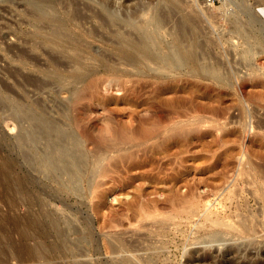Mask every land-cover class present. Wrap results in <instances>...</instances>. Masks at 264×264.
I'll return each instance as SVG.
<instances>
[{
  "label": "rangeland",
  "instance_id": "rangeland-1",
  "mask_svg": "<svg viewBox=\"0 0 264 264\" xmlns=\"http://www.w3.org/2000/svg\"><path fill=\"white\" fill-rule=\"evenodd\" d=\"M86 1L96 6L90 0H80ZM115 1L121 6L125 4L122 8L129 15L133 16L135 11L140 18L144 17L140 12L148 7H158L157 0ZM186 1L192 3V0ZM31 2L0 0V81L13 83L4 76L6 67L48 81L39 92L28 84L23 91L15 89V93L25 96L26 104L41 100L51 107L49 114L54 117H60L55 103L71 104L76 97H82L79 98L83 109L78 110L81 116L77 115L80 121H85L81 122L82 126L86 129L88 126V131L91 130L98 139L96 144L87 143L86 149L104 157L102 162L107 173L95 178L96 187L92 192L84 181L79 191L68 192L52 177L45 178L31 169L17 150L10 149L8 143L19 123L0 110V264H118L121 257L131 258L133 254L140 257L153 254L151 257L157 259L156 264H186L183 249L201 250L204 246V242L198 243L196 238L203 233L197 226L201 216L206 214L205 209L187 220L177 218L175 222L166 223L161 221L162 216L160 220L157 218L156 224L148 223L138 229L133 226L139 219L136 203L140 198L144 206L151 209L158 207L159 201L166 203L165 198L172 191L181 195L206 191V198L200 201L209 206L207 212L219 211L223 215L231 212L235 222L249 215L248 239L236 231L234 235L213 240V248L238 244L243 247L245 242L249 243L252 252L255 248H264V202L259 191L264 189V0H236L238 5L232 6L236 9V18L246 25L245 35L250 38L235 36L236 33L229 31L233 23L221 17L213 19L214 26L200 21L199 28L192 32L195 36H203H199L204 41L202 50L211 56L210 62L218 61L215 68L222 71V62L227 63L231 72L227 83L188 74L185 73L187 68H181L172 69V74L161 75L163 78L174 76L173 85L169 89L162 86L161 90L136 79H147L148 76L153 79L151 72L140 76L136 70L151 67L148 61L135 65L136 69L128 65L130 69L118 59H114L112 69L102 62L100 53L119 56L121 51L111 48L105 38L98 37L107 30L94 18H88L80 25L78 21L77 25L65 26L66 31L77 36L74 38L77 49L63 53V39L52 40L55 38L52 27L58 12L51 8L31 12ZM217 4L219 2L214 5ZM242 7L252 13L253 24L245 22ZM172 23L168 21L163 29L156 31L157 37L164 41L162 45L173 41L170 37ZM93 27L99 33L97 36L95 30V36L92 34ZM131 31L146 32L144 29ZM117 35L111 38L112 41L120 39L122 34ZM32 42L39 43L42 49L33 48ZM247 44L252 46L253 53L244 58ZM15 47H23L28 53L35 54L38 63H20L12 54ZM124 52L127 54L125 49L121 54ZM48 53L59 56L64 63L69 62V66L50 64ZM77 54L83 56L78 69L72 67L71 62ZM70 72L74 75L67 76ZM55 73H63L66 77L53 81L51 77ZM132 80L138 84L134 85ZM243 80L246 85L241 91L238 86ZM155 111L160 112L169 125L189 121L194 122L196 129L186 135L169 136L162 127H152L157 121ZM65 113L70 114V111ZM140 124L150 132L148 135L142 137L136 133L124 141L115 139L117 125L130 130ZM11 182L18 188L16 193L10 191ZM230 190L236 194L228 199ZM39 197L46 199L45 207L40 204ZM54 213L59 218H68L78 231L84 233L78 243L82 253L76 250L74 233L69 235L66 247L52 243L53 229L45 216ZM152 224L157 227L155 232L159 233L162 226H167V231L151 233L147 227H153ZM116 233L136 250L122 254L113 252L111 246L117 244L113 237ZM151 244L159 245L160 250L144 249L152 247ZM193 259L189 257L191 264L195 262ZM202 259L204 264H219L205 256Z\"/></svg>",
  "mask_w": 264,
  "mask_h": 264
},
{
  "label": "bare ground",
  "instance_id": "bare-ground-1",
  "mask_svg": "<svg viewBox=\"0 0 264 264\" xmlns=\"http://www.w3.org/2000/svg\"><path fill=\"white\" fill-rule=\"evenodd\" d=\"M90 1H92L94 4L96 3V6L87 3V1L80 2V0H35L34 2L32 0L29 10H31V12L34 11L35 13L36 11L43 10L44 8H51L58 12V15L54 19V26L52 27L55 36V38L52 40H57L59 42V40L63 39L62 43L64 44L61 47L63 53L70 50H75V48L77 49L74 44V38H77V36L75 34H71L72 32L69 33L68 30L66 31L65 26L71 24L74 25L78 21L79 24L88 18L96 19V22H98L101 27L106 28L107 31L105 30L106 33L104 35H98L99 33L93 27V29H91L93 32L89 29L90 33L92 32V34L95 36V30L97 32L96 36L98 35V37L101 36L100 38H105L109 41L108 43L111 48H115L119 52L121 51L119 56H110L109 54L100 53L99 55L102 62L108 64L112 69V63L115 61L114 59H118L122 62V64H127L126 66L129 65L131 67L133 66V68L135 67L136 69L137 66L135 65L141 62L143 63L144 61H148L151 64V67H149L150 65L148 63V67H145L147 65L144 66L146 69H139L137 67L139 70H136L140 76L141 74H149L151 72L150 76L152 75L153 79H151V77L148 79L149 76L147 79H144L145 77L143 79L139 77L136 79L138 82L143 81L144 84L146 83V85H153L155 86L154 88L160 90L163 89L162 86H164L165 89H169L173 85L174 76L166 77L165 75L163 78V74H169L171 73L172 69L174 71L175 69L181 68H187L185 73L188 74L193 73L194 75L205 76L221 83H227L229 77L228 74L231 73L227 63L225 61L222 62V71L215 68V65H218V61L215 59L213 62H210L209 60L211 59V56L209 57V55L202 50L204 41L199 38V36L202 35L197 36L196 34L195 36L192 34L196 28H199L200 21H205L209 24L211 23L210 25H213V19L216 17L226 19L225 21L230 20V23L233 24L232 29H229V31L231 30L234 34L236 33L235 36L239 38H250L249 35H245L247 30L246 25H242V22L236 18V9L232 7L238 5L236 0H219V4L217 5H212L211 3L206 2V0H192V3L186 0H157L156 5L158 7H155L154 5L153 7H148L142 13L140 12V15L144 16L142 17L143 19L138 16L140 18L139 19L135 11V15H129L127 11L122 8L123 5H126L123 4L121 6V3H115V0L114 2H111L113 0ZM240 10L246 16L245 22L247 25L253 24L254 19L251 15L252 13L248 12L247 9L243 7L242 9L240 8ZM82 11L88 13L83 14ZM172 19H175L173 23L171 21ZM167 20L173 24L172 28H181L180 30L185 31L186 34L183 36L179 35V38L176 35L177 38L175 36V38H173L174 43H166L162 45L161 43L164 41L162 42L161 38L157 37L159 34H155L154 32L156 30L159 32L158 30H160L164 24L167 23ZM169 24H167L168 28ZM131 29H144L146 32H144V34H142L143 32L134 33V31L132 32ZM166 30L168 29L166 28ZM126 32L129 34L132 33L130 34L131 37L128 36ZM162 32L165 31L163 30ZM115 34H118L117 37L119 34H122V38L120 36V39L112 41L111 38H114ZM123 34H126V38H123ZM230 34L232 35L231 32ZM262 36L264 38L263 33ZM206 38H208V36ZM206 41H208V39ZM31 45H33L32 47L36 50L42 49L40 44L37 42H32ZM161 47H163V49H161ZM124 49L125 51L127 50V54H125V52L124 54H121L122 50ZM128 50L130 52H128ZM252 53V46L247 44L244 49L243 57L248 58ZM12 54L17 58V60L20 61V63L32 62L35 65L38 63V57L35 54L28 53L23 47H15V51ZM47 55H49L50 64H63L69 66V62H62V60L59 59V56H52L49 53ZM82 57L83 56L79 54H77L75 57H72V67L77 68L80 64H82ZM131 67L129 68L131 69ZM73 73L74 72H70L69 75H66L70 76ZM159 75H162V78H159ZM4 76H7L9 79L13 80V83L10 84L0 81V110L1 112H5L6 115L17 122V124L19 123L17 131L15 134H13L8 143L10 149L17 150L21 155L22 149L26 147V156L23 158L25 163L29 167L31 165H39L43 171L40 169L38 170V167L30 168L40 174H42L41 172H45L47 177H52V180L57 184H61L62 186L66 187L68 192L79 191L81 189L82 181L85 182L87 188L92 192L96 187L95 178L97 176L100 177L105 175L107 173V169L102 162L104 159L102 155L92 153L91 149H86V144H96L97 138L95 139V136L92 135L93 133L91 130L88 131V126L87 129L85 126H82L81 122L83 119L80 121L81 118L78 116L80 115L78 110H81L80 108L83 107L81 106L80 102V98L82 97H76V100L74 99L72 101L73 103L71 102V104L55 103V108L60 111V117H54L49 114L51 107L48 108V106H45L41 100L35 99L32 103L26 104V102H24L25 96L15 93V89L23 91L25 90V86L28 84H31V86H33L34 89L39 92V90H41L43 86L48 83V81L42 82L37 76L25 75L20 70L11 67L4 68ZM63 77H66L65 74L55 73L52 75L51 80L58 81ZM132 81L134 82V80ZM122 82L123 81H121V83ZM138 82L136 83L135 81L134 85L135 83L138 84ZM240 85L241 86H238V88L242 91V88L246 85L245 81L243 80ZM68 110L70 111V114L65 113V111L68 112ZM155 113L157 121L152 124V127H162L166 130V133L169 136L178 137L181 135H186L194 131V128L196 129V125L195 127L193 126L194 122L189 121L172 123L169 125L168 122L162 118L163 115L160 112L157 113L155 111ZM62 118H66L69 121H63ZM145 130L146 127H144L142 124L130 130L124 129L120 125H117L115 130V139L124 141L126 138L136 133L144 137L150 133L148 130ZM9 187L12 193H16L18 191L17 186L14 185L13 182L9 183ZM259 191H261L260 199L264 202V189H259ZM207 194L208 192L206 191H199L197 193H182L181 195L172 191L169 192L167 198H165L167 199L166 203L162 204L163 202L161 203V201H159L160 204H158V207L156 205L151 209L146 208L143 204V200L140 198L136 203V211L139 212V216L137 214V217L140 220L138 219L137 222L136 219L137 224L135 223V225L132 224L133 222L130 223L134 226V228L136 226L138 229L140 227H146L148 223L156 224L158 219H162V216L164 218L161 221L166 223L167 221L177 220V218L178 220L179 218L187 220L194 215H198L202 209H205L206 212H204L206 214L201 216V221L197 226V228L203 230V233L196 238L198 243L204 242V246L201 250H187L186 248L183 249L182 254L183 256H187V263L191 264V262H189V257L192 256L194 258L193 260L195 261L193 264H204L205 260H203L202 257L205 256L210 258V261L219 264H264V248H255V251L252 252L248 242H245L243 247H240V244H238L225 246L223 248H213V240H220L226 235H234L233 233L236 231L243 233L244 238L248 239L251 218L249 215H245V217L243 216V218L235 222L232 218L233 216L230 215L231 212L225 215L218 213L219 211L215 212L213 210L211 211L210 209V211L207 212L209 206L204 203L201 204L202 202L200 201L202 198L204 200ZM235 194L234 191L230 190L227 198L231 199L235 196ZM165 199L162 201H165ZM45 200L46 199L44 197H39V202L41 205L43 204L44 207L47 205V201ZM164 205L166 207H164ZM162 207L168 209H163ZM45 218L47 224L52 225L57 222L59 217L54 213V215L46 214ZM59 219H61V222L65 225L66 231H53V235L51 236L52 243L54 245L63 244L64 247H66L68 240H70L69 235L74 233L76 234L74 236L76 250L78 253H82L81 249L79 248L80 244L78 245V243L84 237V233L78 231L73 225L72 221L68 218L63 217ZM144 220L147 221L144 222ZM153 224V227H147L149 232L162 234L167 231V226H162V233L161 230L159 233L155 232L157 227H155ZM218 227L223 229H219ZM39 234L40 233L38 232L37 235ZM118 234L117 236L113 235L114 240L117 242L116 246H111L113 252L118 254L121 252L120 254H122L136 250V248L133 247V244L125 242L121 237L122 235L119 236ZM41 239L43 241L45 240L43 237ZM153 245L152 247L146 246L144 249L160 250L159 245ZM151 256H153V254L148 255V257H140L136 254H133L131 258L121 257L118 264H156L155 262L157 259H153ZM46 257L48 258V256Z\"/></svg>",
  "mask_w": 264,
  "mask_h": 264
},
{
  "label": "water",
  "instance_id": "water-1",
  "mask_svg": "<svg viewBox=\"0 0 264 264\" xmlns=\"http://www.w3.org/2000/svg\"><path fill=\"white\" fill-rule=\"evenodd\" d=\"M167 22H168V20H167ZM173 29V31H171V34H170V36L172 37L171 38V40H174L173 38H175L174 36V33L176 34V35H185L184 33L183 34H181L180 32H185V31H183V30H180V29H177V28H175V27H173L172 28ZM157 31V30H156ZM156 31L154 32L155 34H157L156 33ZM141 32H143V31H141ZM189 32V31H188ZM52 33H53V31H52ZM138 33H140V31H138ZM149 33V32H148ZM148 33H146V34H148ZM142 34H144V32L142 33ZM52 38H53V36H52ZM169 43H174V41H171V42H169ZM54 56V55H53ZM41 81L42 82H45L46 80H43V79H41ZM26 152H27V150H26V147H24L23 149H22V151H21V155H19V157L23 160V158H24V156H26ZM23 156V157H22ZM28 162V161H27ZM43 165V164H42ZM41 165V166H42ZM31 168H33V167H38V170L40 169V170H42L41 169V167L39 166V165H31L30 166ZM43 167H44V165H43ZM43 171V170H42ZM42 173V175H44L45 177H47L46 175H45V172H41ZM49 226L53 229V231H66V227H65V225L61 222V220L60 219H58L57 220V222H55L54 224H49ZM63 245V244H62ZM64 246V245H63Z\"/></svg>",
  "mask_w": 264,
  "mask_h": 264
},
{
  "label": "built area",
  "instance_id": "built-area-1",
  "mask_svg": "<svg viewBox=\"0 0 264 264\" xmlns=\"http://www.w3.org/2000/svg\"><path fill=\"white\" fill-rule=\"evenodd\" d=\"M206 2L211 3L212 5H214L215 3H218L219 0H206Z\"/></svg>",
  "mask_w": 264,
  "mask_h": 264
}]
</instances>
